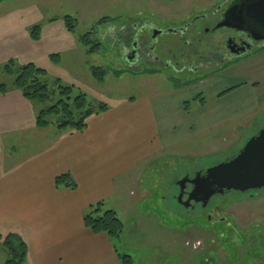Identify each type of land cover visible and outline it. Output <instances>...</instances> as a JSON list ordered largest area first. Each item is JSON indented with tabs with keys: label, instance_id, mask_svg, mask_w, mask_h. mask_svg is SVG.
I'll use <instances>...</instances> for the list:
<instances>
[{
	"label": "rangeland",
	"instance_id": "374dc122",
	"mask_svg": "<svg viewBox=\"0 0 264 264\" xmlns=\"http://www.w3.org/2000/svg\"><path fill=\"white\" fill-rule=\"evenodd\" d=\"M228 1L0 0V85H5L8 93L17 91L14 77L3 71L12 60L15 72L27 63L46 71L45 82L53 91L49 102L31 103L33 123L39 111L58 100L54 92L57 81L75 93H84L92 108L124 106L136 111L133 116L137 114L138 124L139 114L145 110L143 103L151 105L155 131L151 132L149 117L144 114L142 139L149 148L156 142L161 145L159 152H153L158 163L143 177L142 192L152 180L155 197L137 201V214L130 210V202L142 192H133L115 208L124 229L120 242L114 244L121 255H131L135 264H163L167 257L170 263L188 258L191 264H264V189L216 195L205 209L186 210L175 199L177 182L234 157L264 128V46L211 74L199 87L182 91L168 78V72L146 78L132 65L124 66L117 53L121 41L128 39L117 38L124 25L148 24L161 31L179 32L192 19L210 16ZM66 16L75 20L73 33L65 29ZM36 26L39 34L34 40L31 30ZM195 26L197 31L204 29L199 21ZM146 32L150 40L151 34ZM88 33H92V42L99 44L92 54L80 41ZM175 40L176 34H163L155 43L157 47L170 46ZM53 55L58 60H53ZM93 68L105 71L102 82L93 78ZM234 87L237 89L217 97ZM196 94L203 96V105L191 101ZM185 101H189L191 113L184 111ZM153 138L156 142L149 143ZM10 143L0 136L2 164L25 161L42 147L13 143L9 150ZM18 145L20 149L14 150ZM4 238L0 236V264L9 258ZM168 239L177 244L166 243Z\"/></svg>",
	"mask_w": 264,
	"mask_h": 264
},
{
	"label": "crops",
	"instance_id": "0c3cea01",
	"mask_svg": "<svg viewBox=\"0 0 264 264\" xmlns=\"http://www.w3.org/2000/svg\"><path fill=\"white\" fill-rule=\"evenodd\" d=\"M31 103L18 90L0 94V136L11 142L8 149L13 143L42 144L25 161L0 163V236L23 240L25 264H120L115 244L88 230L83 216L99 202L115 212L128 195L142 192L143 177L158 163L153 152L161 145L153 138L149 143L156 145L149 148L142 139L144 114L155 131L151 105L143 103L139 124L136 111L119 106L89 117L82 132L70 133L34 126ZM63 174L72 177L74 190L56 188L54 180ZM145 193L131 200L133 214L139 212L137 201L155 197L152 180ZM166 243L177 244L174 239ZM187 259L170 263L167 257L163 264H191Z\"/></svg>",
	"mask_w": 264,
	"mask_h": 264
},
{
	"label": "flooded vegetation",
	"instance_id": "af4514ba",
	"mask_svg": "<svg viewBox=\"0 0 264 264\" xmlns=\"http://www.w3.org/2000/svg\"><path fill=\"white\" fill-rule=\"evenodd\" d=\"M233 1L235 0H229L218 7L214 12H211L210 16H198L186 23L184 30L174 33L177 40L173 41L170 46H156L157 37L161 34L156 36L153 34L161 30L151 25L139 26L136 23H131L122 26L117 38L119 40L128 38L121 41L122 47L117 52L122 64L126 67L132 65L146 78L159 77L161 75L157 73L168 72V78L178 85L177 90L199 87L211 74L220 72L225 69V66L237 63L240 59H245L246 56L255 53L259 46H264V42L254 41L247 33L217 27L223 22L224 15ZM197 21L201 26L204 25L201 32L196 30L195 23ZM146 31L151 34L150 40ZM211 35L215 36L209 37ZM129 40L130 43H128ZM163 76L166 75L163 74ZM224 92H220L217 97L225 96L222 95ZM191 101L201 103L204 102V99L200 94H196ZM190 108L189 101H185L184 111L191 113ZM196 174L193 177L186 176L177 182L178 196L182 194L183 201L187 199L191 190L189 180H192ZM200 175L203 176L204 172H200ZM181 186H183V190H181ZM196 206L204 209L201 204L193 203L189 209L193 210Z\"/></svg>",
	"mask_w": 264,
	"mask_h": 264
},
{
	"label": "trees",
	"instance_id": "16d2710c",
	"mask_svg": "<svg viewBox=\"0 0 264 264\" xmlns=\"http://www.w3.org/2000/svg\"><path fill=\"white\" fill-rule=\"evenodd\" d=\"M64 26L67 32L75 31V20L66 16L63 18ZM39 27L31 30V38L38 39ZM92 33H88L80 38L81 43L88 48L87 53L92 54L97 51L99 44H94L91 40ZM53 60H58L57 55L51 56ZM7 76L14 77L13 86L22 96L33 103L45 104L51 100L53 91L45 82L46 71L35 66L33 63H27L14 71V62L10 60L3 68ZM91 74L95 80L102 82L105 71L99 68H93ZM237 89L231 88L222 95ZM58 100L49 107L39 111L35 118V126L38 129L55 128L58 132H82L86 127V121L93 115H98L107 110L106 105H100L92 108L82 92L75 93L72 87L61 86L57 81L54 92ZM7 87L0 85V94H5ZM201 102L200 105H203ZM56 188H65L74 190L76 183L69 174H63L54 180ZM84 226L93 234H104L113 243L118 241L123 234V223L117 218L112 210H104L101 202L91 206L83 216ZM3 246L9 256L4 264H25L27 247L23 240L15 234L5 236ZM120 264H133L128 255L117 254Z\"/></svg>",
	"mask_w": 264,
	"mask_h": 264
},
{
	"label": "water",
	"instance_id": "95a60500",
	"mask_svg": "<svg viewBox=\"0 0 264 264\" xmlns=\"http://www.w3.org/2000/svg\"><path fill=\"white\" fill-rule=\"evenodd\" d=\"M217 27L244 32L254 41L264 42V0L233 1L223 22ZM177 32L159 31L153 36ZM189 184L191 190L187 199L183 201L182 194L177 197V203L185 209H189L191 203L201 204L202 208H206L212 197L227 192L246 193L264 189V128L234 157L207 169L203 176L197 173L189 180Z\"/></svg>",
	"mask_w": 264,
	"mask_h": 264
},
{
	"label": "built area",
	"instance_id": "2783aa9c",
	"mask_svg": "<svg viewBox=\"0 0 264 264\" xmlns=\"http://www.w3.org/2000/svg\"><path fill=\"white\" fill-rule=\"evenodd\" d=\"M196 247V246H195Z\"/></svg>",
	"mask_w": 264,
	"mask_h": 264
}]
</instances>
